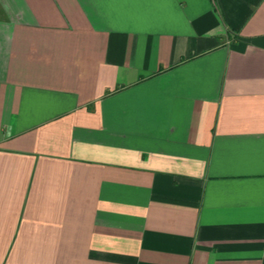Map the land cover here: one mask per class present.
Segmentation results:
<instances>
[{"label":"crops","instance_id":"0c3cea01","mask_svg":"<svg viewBox=\"0 0 264 264\" xmlns=\"http://www.w3.org/2000/svg\"><path fill=\"white\" fill-rule=\"evenodd\" d=\"M0 264H264V0H0Z\"/></svg>","mask_w":264,"mask_h":264}]
</instances>
